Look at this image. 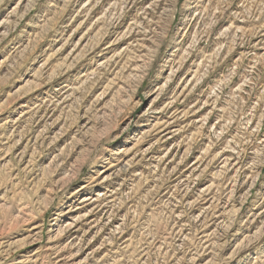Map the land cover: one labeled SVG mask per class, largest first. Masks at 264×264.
<instances>
[{
    "label": "rangeland",
    "instance_id": "obj_1",
    "mask_svg": "<svg viewBox=\"0 0 264 264\" xmlns=\"http://www.w3.org/2000/svg\"><path fill=\"white\" fill-rule=\"evenodd\" d=\"M0 264H264V0H0Z\"/></svg>",
    "mask_w": 264,
    "mask_h": 264
}]
</instances>
